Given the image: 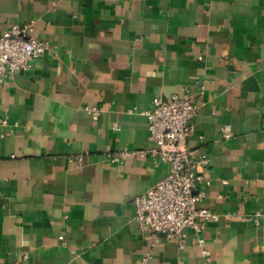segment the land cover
<instances>
[{
    "label": "crops",
    "instance_id": "0c3cea01",
    "mask_svg": "<svg viewBox=\"0 0 264 264\" xmlns=\"http://www.w3.org/2000/svg\"><path fill=\"white\" fill-rule=\"evenodd\" d=\"M15 23L51 47L0 85V264H264V0H0ZM186 89L211 260L192 227L153 245L135 219L171 164L111 160L154 146L144 111Z\"/></svg>",
    "mask_w": 264,
    "mask_h": 264
},
{
    "label": "built area",
    "instance_id": "2783aa9c",
    "mask_svg": "<svg viewBox=\"0 0 264 264\" xmlns=\"http://www.w3.org/2000/svg\"><path fill=\"white\" fill-rule=\"evenodd\" d=\"M32 29V23H15L0 35V85L14 73L31 69L34 61L50 49V41L33 35ZM99 110L93 109L96 113ZM198 111L199 104L188 89L165 98L155 97L153 106L144 111L154 146L124 147L111 160L121 162L139 154L151 156L157 163L169 162L170 173L134 198L135 219L143 236L151 239L153 245L164 238H173L184 247L187 229L192 227L204 254L211 260L204 231L208 222L217 220L219 215L201 205L213 179L208 171L210 156L197 153L189 143ZM3 121L6 123L7 119ZM228 129L224 127L226 135Z\"/></svg>",
    "mask_w": 264,
    "mask_h": 264
}]
</instances>
